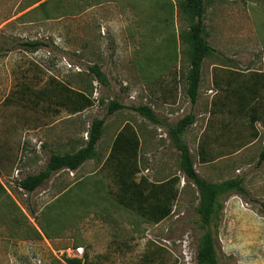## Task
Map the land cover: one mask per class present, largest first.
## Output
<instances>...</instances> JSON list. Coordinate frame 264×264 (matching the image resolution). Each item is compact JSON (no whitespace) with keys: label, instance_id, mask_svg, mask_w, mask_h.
<instances>
[{"label":"rangeland","instance_id":"obj_1","mask_svg":"<svg viewBox=\"0 0 264 264\" xmlns=\"http://www.w3.org/2000/svg\"><path fill=\"white\" fill-rule=\"evenodd\" d=\"M36 1L0 0L3 41L49 45L36 52L15 48L0 56L5 163L0 182L21 211H7L0 223V264H66L64 257L85 258L87 264H198L204 234L198 192L180 171V155L168 134L189 114L194 124L182 138L200 177L217 183L241 178L248 192L243 195L248 211L233 216L224 207L226 196L236 193L220 197L223 208L211 224L219 264H264V162L258 166L264 124L251 123L256 97H248L246 111L240 112L232 90L256 89L252 76L264 71V0H207L205 29L217 52L204 60L195 105L187 94L189 49L181 38L189 23L178 9L179 0H51L46 7L50 19L33 11L40 4ZM213 63L232 70L212 73ZM95 65L105 81L91 72ZM49 77L86 92L93 106L70 115L6 103L23 87H45ZM114 100L127 107L149 106L162 124L130 108L109 115ZM102 118L106 123L95 158L76 172L53 174L32 193L19 187L20 179L46 167L52 153L83 147L93 120ZM127 123L141 141L137 179L181 177L173 213L160 223L147 221L116 199L106 160ZM202 146L216 164L202 163ZM241 149L240 156H233ZM0 206L4 209L5 201Z\"/></svg>","mask_w":264,"mask_h":264},{"label":"trees","instance_id":"obj_2","mask_svg":"<svg viewBox=\"0 0 264 264\" xmlns=\"http://www.w3.org/2000/svg\"><path fill=\"white\" fill-rule=\"evenodd\" d=\"M50 1L37 0L35 3L40 4L33 11L40 10L42 11L44 19H50L51 15L46 11V7ZM206 2L207 0H179L178 2L180 13L189 23V28L181 38L188 45L189 49L187 94L192 105L197 103L200 96L204 60L217 52L206 38L204 18ZM24 16L22 15V17ZM0 37V56H3L6 51H12L15 48L36 52L42 47L49 46L46 42L39 40H14L12 41L13 43L3 41V33L0 34ZM15 44L17 47H15ZM91 72L98 81H105V74L98 66L91 67ZM252 79L254 80L253 84L256 86V89L249 88V91L242 92L234 88L232 89L233 94L238 98L240 112L246 111L248 97H256V103L251 107L253 114L251 116V123L254 125L261 121L264 124V71H257L256 75L252 76ZM48 81L49 83L41 89H31L32 87L29 86L23 87L16 95L11 94L7 97L6 103L16 102L35 110L45 108V110L53 111L56 114L65 110L70 115L79 114L93 106V99L86 92L75 89L73 86L59 81L56 77H49ZM229 87L230 82L227 88ZM127 108L139 113L154 124H162V121L151 107L146 105L127 107L114 100L108 107V114L112 115L119 110ZM105 123V118L93 120L83 147L65 154L52 153L46 167L37 174H29L20 179L19 187L32 193L55 173L65 170L70 172L78 171L86 161L95 158ZM193 124L194 116L192 114L186 115L178 122L176 127L169 129L168 134L180 155V171L183 173L185 180L192 183L198 192L199 206L197 210L201 215L200 224L204 230V234L202 246L197 254V263L219 264L216 240L211 230V224L223 208L220 204V197L231 192L240 195H247L248 192L243 186V179L241 178L228 179L221 183H212L200 177L195 169L190 148L182 138L183 134ZM140 150L141 141L138 132L133 125L127 123L119 130L113 141L106 160V167L115 179L117 185V202L147 221L160 223L173 213L175 203L180 196L179 184L181 177L175 175L164 181H151L147 177L137 179V176L141 172ZM199 156L202 163L209 162V156L204 146L199 150ZM263 162L264 151L261 153L258 166ZM4 168V156L0 147V171H3ZM0 201H5L6 208L2 209L0 206V223L3 222L4 214L7 211L11 213L20 211L1 182ZM18 220L24 223L22 219ZM39 226L45 231L42 225L39 224ZM32 230L36 237H42L36 227H33ZM63 260L66 264H87V259L85 258L64 257Z\"/></svg>","mask_w":264,"mask_h":264},{"label":"crops","instance_id":"obj_3","mask_svg":"<svg viewBox=\"0 0 264 264\" xmlns=\"http://www.w3.org/2000/svg\"><path fill=\"white\" fill-rule=\"evenodd\" d=\"M206 38H207V41L209 42L207 30H206ZM217 68L220 69V70H228V69H231V68H229L227 66H218L215 63H213L211 65L212 73H213L214 69H217ZM202 73H203V69H202ZM226 82H227V80H226ZM229 82L230 81L227 82L226 88L228 87V83ZM243 150L244 149H241V150L236 151V154L234 153L235 155H233V156H240V154L243 153ZM208 160H209L208 163H214V164H216V161H214V159H212V158L210 159V157H209ZM243 168H244V166H242V168H240L239 170H243ZM205 180H207V179H205ZM212 183H217V182H212ZM226 197L227 198H226V201H225L224 211L226 213H228V215L233 216L235 214H239L241 211H244V212L248 211V209L246 208L245 204L246 205H250V203L248 202V200H245L243 198V195H240V194H230V195H228ZM240 197H241V201H240Z\"/></svg>","mask_w":264,"mask_h":264},{"label":"built area","instance_id":"obj_4","mask_svg":"<svg viewBox=\"0 0 264 264\" xmlns=\"http://www.w3.org/2000/svg\"><path fill=\"white\" fill-rule=\"evenodd\" d=\"M76 251H77L79 254H82L83 249H82V248H77ZM76 256H77V255H76Z\"/></svg>","mask_w":264,"mask_h":264}]
</instances>
